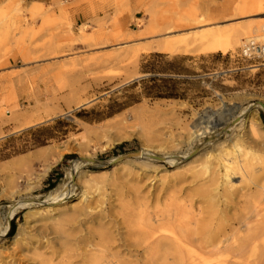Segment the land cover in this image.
Here are the masks:
<instances>
[{
  "label": "rangeland",
  "instance_id": "obj_1",
  "mask_svg": "<svg viewBox=\"0 0 264 264\" xmlns=\"http://www.w3.org/2000/svg\"><path fill=\"white\" fill-rule=\"evenodd\" d=\"M239 1L51 0L32 14V0H0V233L3 216L19 203L0 236V264H82L97 241L88 234L97 216L114 237L111 252L128 258L120 240L134 190L148 204L190 195L204 210L203 197L193 194L201 178L190 173L188 158L173 157L199 139L224 141L226 128L242 129L249 118L262 127L252 167L264 173V112L257 107L264 105V62L242 58V46L225 54L161 49L166 36L198 27L180 21L194 13L220 27L264 22L255 9L235 13ZM16 5L22 29L6 32ZM84 23L98 35L81 38ZM218 119L223 124L212 128ZM197 124L206 133L189 142L186 130ZM142 151L164 161L148 162ZM74 163L69 197L52 205ZM85 189L90 198L83 200ZM88 203L90 214H76ZM234 205L225 212L235 213ZM76 231L86 241L71 251L67 235Z\"/></svg>",
  "mask_w": 264,
  "mask_h": 264
},
{
  "label": "bare ground",
  "instance_id": "obj_2",
  "mask_svg": "<svg viewBox=\"0 0 264 264\" xmlns=\"http://www.w3.org/2000/svg\"><path fill=\"white\" fill-rule=\"evenodd\" d=\"M247 7L264 12V0H241L232 9L235 13L242 14ZM12 11L17 15L7 25L6 32L9 27L22 29L23 19L16 18L19 15L22 17L24 11L17 5L13 6ZM29 12L41 14L45 11L40 2L32 1ZM182 20L192 21L198 27L166 36L168 39L161 48L163 51L179 53L197 47L205 53L219 51L225 54L242 46L243 40L264 41V22H233L220 27L217 24H205L202 13L181 17L180 21ZM88 26V23L79 26L81 38H94L98 35L88 33ZM263 106L257 104L261 109ZM221 124L223 122L218 119L211 123V127ZM198 126H194L195 130H186L189 142L206 133H198ZM261 128L249 118L242 129L241 126L226 128L223 132L224 141L214 140L213 137L205 143L199 139L196 145L198 147L173 157L177 160L188 158L190 173L201 178L198 189L193 194L198 193L203 197L206 212L205 208L203 210L202 207L193 206L190 195L186 196L187 200L167 195L163 201L155 198L148 204L135 189L132 195L133 206L128 203L123 208L127 231L120 241L129 254L128 258L121 257L119 252H111L114 237L106 228L107 223L100 222L103 216H97L96 229L88 230V234L97 241L91 244L92 249L88 257L85 254L87 259L82 264H264V173L261 169L252 167V161L258 153V140L262 136ZM120 138L118 136L114 141ZM200 149L206 150L201 153ZM141 155L148 162L164 161L163 157L144 151ZM173 162L170 161V164H174ZM76 169L77 165L74 163L68 181L57 191L52 205L66 202L75 184ZM141 174L145 176V173ZM81 197L83 200L90 198L86 189ZM234 202L236 212L226 213L225 210ZM18 205L19 203L11 206L3 216L6 225L0 236L6 232L14 208ZM91 211L93 209L88 203L77 210L76 214L86 216ZM78 232L80 231L67 235L73 238L66 242V247L72 248L71 251H76L79 244L86 241L82 237L76 238Z\"/></svg>",
  "mask_w": 264,
  "mask_h": 264
},
{
  "label": "built area",
  "instance_id": "obj_3",
  "mask_svg": "<svg viewBox=\"0 0 264 264\" xmlns=\"http://www.w3.org/2000/svg\"><path fill=\"white\" fill-rule=\"evenodd\" d=\"M245 60H261L264 62V41L250 39L245 41L240 50Z\"/></svg>",
  "mask_w": 264,
  "mask_h": 264
},
{
  "label": "crops",
  "instance_id": "obj_4",
  "mask_svg": "<svg viewBox=\"0 0 264 264\" xmlns=\"http://www.w3.org/2000/svg\"><path fill=\"white\" fill-rule=\"evenodd\" d=\"M32 1H37V2H40V3H45V4H47V3H49L51 0H32ZM83 13H84V11H83V6H81V7H79V8L77 9V13L73 16L74 21H75L76 23H78L80 20H82V18H83ZM0 193H1V191H0Z\"/></svg>",
  "mask_w": 264,
  "mask_h": 264
},
{
  "label": "water",
  "instance_id": "obj_5",
  "mask_svg": "<svg viewBox=\"0 0 264 264\" xmlns=\"http://www.w3.org/2000/svg\"><path fill=\"white\" fill-rule=\"evenodd\" d=\"M262 110H263V112H264V106L262 107Z\"/></svg>",
  "mask_w": 264,
  "mask_h": 264
}]
</instances>
